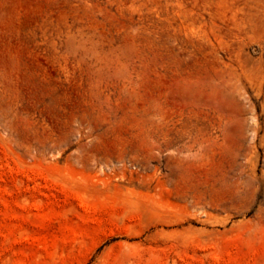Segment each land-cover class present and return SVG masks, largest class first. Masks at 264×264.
I'll use <instances>...</instances> for the list:
<instances>
[{"label": "rangeland", "instance_id": "1", "mask_svg": "<svg viewBox=\"0 0 264 264\" xmlns=\"http://www.w3.org/2000/svg\"><path fill=\"white\" fill-rule=\"evenodd\" d=\"M0 264H264V0H0Z\"/></svg>", "mask_w": 264, "mask_h": 264}]
</instances>
